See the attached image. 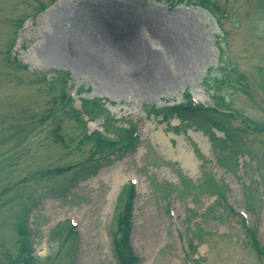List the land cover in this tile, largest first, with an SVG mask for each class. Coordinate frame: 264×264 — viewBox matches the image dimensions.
I'll list each match as a JSON object with an SVG mask.
<instances>
[{"label":"rangeland","instance_id":"rangeland-1","mask_svg":"<svg viewBox=\"0 0 264 264\" xmlns=\"http://www.w3.org/2000/svg\"><path fill=\"white\" fill-rule=\"evenodd\" d=\"M130 182L139 264H264V0H0V264H118Z\"/></svg>","mask_w":264,"mask_h":264},{"label":"trees","instance_id":"trees-1","mask_svg":"<svg viewBox=\"0 0 264 264\" xmlns=\"http://www.w3.org/2000/svg\"><path fill=\"white\" fill-rule=\"evenodd\" d=\"M167 2L170 7H174L177 4L187 2L188 0H164ZM192 1V0H191ZM196 3V0L194 1ZM215 81L217 83V87H221L229 82L228 77L225 74H222L221 77H216ZM66 83V81L64 82ZM188 102L186 104H172L168 106H163L161 108L157 106L151 107L148 111L150 113L156 115H162L164 122L170 119L171 115H179L183 118V120L190 118L194 119L197 116H205L208 120L216 124V126L221 127L220 121H216L213 118V114L209 113L208 110H212V108H207L203 105H195L190 98V93H186ZM66 96V95H65ZM67 100H71V95H67ZM80 113L79 110H77ZM214 111V110H212ZM221 116V115H219ZM225 116V115H224ZM106 129L109 130L107 126ZM119 134H115V136L110 137L102 132L95 131L92 134L87 135V139L93 140L94 150L92 153V158L97 156H105L110 153H115L116 151L125 150L131 147H137L138 145V135L137 130L134 125H130L129 128L120 127L117 131ZM216 137V135H215ZM220 139V138H219ZM221 163H224L221 157L218 158ZM65 169H59L58 171H62ZM212 183L213 186L216 187V190L222 194H225L224 189L221 185L217 184L213 179L212 181H208V183ZM137 195V188L134 183H129L126 189L122 192L120 197V202L124 201V206L117 214V229L114 234V250L115 255L118 261V264H139L140 258L135 252L133 243H132V234L134 228V204L135 198ZM220 200L225 201V196H220ZM232 213L233 210H232ZM244 219L241 218V221ZM70 233H74L72 230V226H70ZM29 245V244H26ZM30 246V245H29ZM23 248V247H22ZM32 252V249H31ZM28 253V252H27ZM26 255H22L21 260L26 262ZM29 258V254H28ZM31 260H34V257L31 255ZM30 262L29 260H27Z\"/></svg>","mask_w":264,"mask_h":264},{"label":"bare ground","instance_id":"bare-ground-1","mask_svg":"<svg viewBox=\"0 0 264 264\" xmlns=\"http://www.w3.org/2000/svg\"><path fill=\"white\" fill-rule=\"evenodd\" d=\"M173 82H174V81H173ZM173 82H172V83H173Z\"/></svg>","mask_w":264,"mask_h":264}]
</instances>
